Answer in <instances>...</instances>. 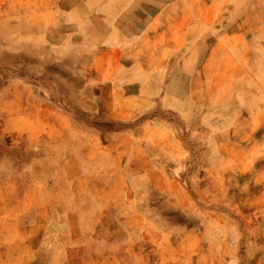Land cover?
Listing matches in <instances>:
<instances>
[{
    "label": "rangeland",
    "instance_id": "374dc122",
    "mask_svg": "<svg viewBox=\"0 0 264 264\" xmlns=\"http://www.w3.org/2000/svg\"><path fill=\"white\" fill-rule=\"evenodd\" d=\"M0 264H264V0H0Z\"/></svg>",
    "mask_w": 264,
    "mask_h": 264
}]
</instances>
